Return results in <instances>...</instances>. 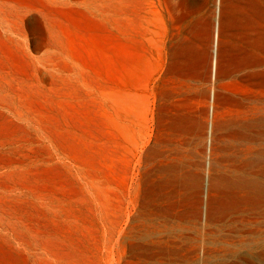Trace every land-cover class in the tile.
I'll return each instance as SVG.
<instances>
[{
    "label": "rangeland",
    "instance_id": "1",
    "mask_svg": "<svg viewBox=\"0 0 264 264\" xmlns=\"http://www.w3.org/2000/svg\"><path fill=\"white\" fill-rule=\"evenodd\" d=\"M108 1L104 26L60 10L64 0H0V264H103L107 233L130 210L141 136L156 132L157 68L146 61L158 56L164 0H133L131 41L121 0ZM205 86L197 79L193 92ZM196 102L191 118L205 123L208 106L202 115L200 94ZM197 127L176 135L182 171L173 180L185 200L203 194ZM197 229L189 218L159 228L189 238ZM207 231L211 264H264V207L228 213Z\"/></svg>",
    "mask_w": 264,
    "mask_h": 264
},
{
    "label": "bare ground",
    "instance_id": "2",
    "mask_svg": "<svg viewBox=\"0 0 264 264\" xmlns=\"http://www.w3.org/2000/svg\"><path fill=\"white\" fill-rule=\"evenodd\" d=\"M132 2H120L126 41L132 38ZM163 3L158 56L146 61L149 72L157 68L156 132L141 136L138 188L114 236L107 233L103 264H175L181 259L211 264L216 251L207 246L208 226L233 211L264 207V0ZM197 79L206 85L199 92V113L208 106L199 127L191 118L197 110ZM196 127L205 145L203 194L192 192L185 200L173 180L182 171L175 165L182 160L176 135ZM164 144L174 147L165 150ZM201 178H192L194 188L199 189ZM187 218L199 227L193 238L159 230Z\"/></svg>",
    "mask_w": 264,
    "mask_h": 264
},
{
    "label": "crops",
    "instance_id": "3",
    "mask_svg": "<svg viewBox=\"0 0 264 264\" xmlns=\"http://www.w3.org/2000/svg\"><path fill=\"white\" fill-rule=\"evenodd\" d=\"M68 4L66 6L60 5V10L69 9L73 11L78 18L86 15L87 17L95 20L97 23L107 26L108 19L112 16L108 11V0H64ZM43 17V16H40ZM44 20V18H43ZM76 30V28L74 29ZM76 32V31H75ZM79 32V31H78Z\"/></svg>",
    "mask_w": 264,
    "mask_h": 264
}]
</instances>
